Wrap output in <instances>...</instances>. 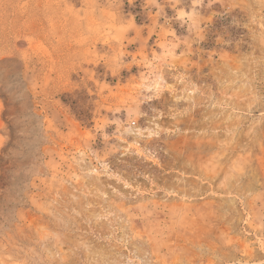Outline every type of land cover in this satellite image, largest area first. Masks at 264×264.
I'll return each instance as SVG.
<instances>
[{
	"label": "rangeland",
	"instance_id": "374dc122",
	"mask_svg": "<svg viewBox=\"0 0 264 264\" xmlns=\"http://www.w3.org/2000/svg\"><path fill=\"white\" fill-rule=\"evenodd\" d=\"M0 264H264V0H0Z\"/></svg>",
	"mask_w": 264,
	"mask_h": 264
}]
</instances>
